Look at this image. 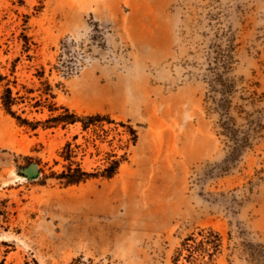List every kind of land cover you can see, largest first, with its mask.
<instances>
[{
	"label": "rangeland",
	"instance_id": "obj_1",
	"mask_svg": "<svg viewBox=\"0 0 264 264\" xmlns=\"http://www.w3.org/2000/svg\"><path fill=\"white\" fill-rule=\"evenodd\" d=\"M67 144L95 177L54 178ZM201 231L195 264H264V0H0V264H174Z\"/></svg>",
	"mask_w": 264,
	"mask_h": 264
},
{
	"label": "trees",
	"instance_id": "obj_2",
	"mask_svg": "<svg viewBox=\"0 0 264 264\" xmlns=\"http://www.w3.org/2000/svg\"><path fill=\"white\" fill-rule=\"evenodd\" d=\"M20 4L24 3V0H19ZM14 99L12 98L10 89L6 90V94L3 98L4 106L9 114L15 116L11 111L13 106ZM19 121L23 122L20 118ZM103 121V118L100 116L86 117L80 119L74 114L65 113L51 118L47 122H54L57 124H75L77 122L82 123V127L86 130L90 125H96L97 123ZM70 144H67L63 150V158L68 165L65 166V170L60 174L53 173L55 179L59 180L65 186L78 185L82 182L89 180L96 176V174H90L85 172L81 166L72 161V151L70 150ZM121 160H112L109 163V166L106 167L99 176L105 179L113 178L123 162ZM220 248V237L212 231H201L197 235L193 234L191 237H188L182 244V248L176 252L174 258V264H179L181 259H184L189 264H195L198 257H208L210 260L218 253ZM185 256V257H184Z\"/></svg>",
	"mask_w": 264,
	"mask_h": 264
},
{
	"label": "bare ground",
	"instance_id": "obj_3",
	"mask_svg": "<svg viewBox=\"0 0 264 264\" xmlns=\"http://www.w3.org/2000/svg\"><path fill=\"white\" fill-rule=\"evenodd\" d=\"M135 202H136L135 199L132 200V204H133V207H134L135 211L132 212L131 214H133L132 218L137 219L136 217L139 216L140 213L137 211L138 208L136 207V203ZM129 222H130L131 225H126V226L120 227L121 229L120 228H118V229L121 230V231L122 230L125 231V230H127V228L133 229L136 226V222H133V220H130ZM102 229H104V228H101V230ZM110 231H111V229L109 228L108 232H110ZM101 232H102V234H101L100 237H108L107 236V232H105V230H103ZM79 236H82V237H97L96 236V232L93 229H91V227H83L82 230L80 231Z\"/></svg>",
	"mask_w": 264,
	"mask_h": 264
},
{
	"label": "water",
	"instance_id": "obj_4",
	"mask_svg": "<svg viewBox=\"0 0 264 264\" xmlns=\"http://www.w3.org/2000/svg\"><path fill=\"white\" fill-rule=\"evenodd\" d=\"M35 171H36V167L35 166H32L29 172L34 173Z\"/></svg>",
	"mask_w": 264,
	"mask_h": 264
}]
</instances>
